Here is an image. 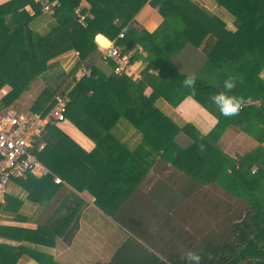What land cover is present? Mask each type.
<instances>
[{
  "label": "trees",
  "instance_id": "1",
  "mask_svg": "<svg viewBox=\"0 0 264 264\" xmlns=\"http://www.w3.org/2000/svg\"><path fill=\"white\" fill-rule=\"evenodd\" d=\"M84 1L90 6V16L85 15V10H78L81 0H48L56 25L42 34L30 27L39 14L34 0H12L0 6V87H11L1 104L10 106L35 80L46 81L49 61L67 51H78L80 62L89 66L87 61L97 57L95 37L99 34L124 49L139 46L152 51L138 84L126 76H106L95 65L90 66L89 75L76 81L67 94L65 114L100 148L112 140L109 131L118 116L127 120L141 137L139 149L132 154L137 172L141 169L139 151L149 160L141 169L142 174L157 160L163 164L145 198H119L117 189L109 185L114 175L122 173L121 168L114 170L108 162L99 167L81 166L83 152L52 125L45 130L54 141L50 140L40 151L34 149L37 159L52 175L78 190L80 177L90 176L95 168L96 178L87 183L95 205L131 235L119 245L108 264H197L189 259L190 253L200 257L199 264H264L263 150L258 147L235 160L218 146L229 127L264 143V80L260 78L264 69V0H214L233 17L234 32L213 15L205 16L199 23L191 21L172 0ZM146 4L157 8L164 17L153 33L134 27L135 16ZM26 6H31L35 14L26 12ZM207 36L211 37L210 42L204 45ZM186 46H203L204 63L196 72L182 71L173 63L174 56ZM149 69L157 71V76L149 74ZM188 76L195 77L194 88L184 86ZM228 79L234 81L232 89L225 88ZM153 81L157 85L153 94L143 96V88ZM51 83L33 102L31 112L45 115L52 108L56 91ZM221 92L240 99L236 115L221 114L212 100ZM187 97L217 119L208 135L198 134L189 125L177 127L155 106L157 99H163L176 107ZM181 133L190 140L187 146L179 142ZM120 146L117 143L116 159L112 160L117 165L129 156ZM18 180L37 198L48 184L47 178L32 176ZM130 180L134 189L135 176ZM207 185L217 187V191L209 192L211 186ZM214 204L217 212L212 215L216 219L213 222L220 221L219 231L211 233L217 227L211 228L208 213L200 214L201 226L187 227L193 218V205L202 211ZM223 205L227 209L222 212ZM77 213L72 210L52 221L46 237L40 227L33 232L0 227V235L46 246H53L59 236L70 244L78 231ZM23 254L37 264H59L42 252L0 244V264H18Z\"/></svg>",
  "mask_w": 264,
  "mask_h": 264
},
{
  "label": "crops",
  "instance_id": "2",
  "mask_svg": "<svg viewBox=\"0 0 264 264\" xmlns=\"http://www.w3.org/2000/svg\"><path fill=\"white\" fill-rule=\"evenodd\" d=\"M11 1L0 0V6L8 4ZM35 3L36 8L39 9V14L35 15L30 27L34 32L42 34L54 28L56 20L53 15L44 12L39 3ZM172 3L193 22L199 23L205 16L213 15L225 24L227 30L231 32L236 30L233 17L224 8L218 6L214 0H172ZM89 8V4L81 0L78 10H85L87 12L85 15L90 16L88 14ZM24 10L31 16L35 14L31 6H26ZM163 21L164 17L160 15L158 9L146 4L135 16L134 27L153 33L161 26ZM99 37L103 39H101L102 41L99 40L103 43V46L110 43L101 34L97 35L95 40ZM210 38V36L206 37L204 45L210 42ZM202 47L194 49L186 46L185 49H182L174 56V65L182 71L191 70L196 72L204 63ZM128 50L131 51L133 78H127L135 84H138L143 80V73L146 71L148 59L151 57L152 51L149 49L144 51L139 46H134ZM73 51L75 50L67 51L49 61V70L45 75L47 80H35L29 89L10 106L1 104V100L11 91V87L9 85L0 87V113L11 108L25 114L33 113L30 111V108L46 84L52 82L51 88L55 89V95H67L75 85V82L85 76L82 70H87L90 73L89 67L92 65H95L106 76L111 73L114 74L112 64L103 59L102 49L98 44L97 57L92 62L87 61L89 66L80 62V59L75 60ZM260 78L264 80V69L260 73ZM156 86L154 81L147 84L142 90L143 96L149 97L152 95ZM155 106L177 127L181 128L189 125L202 136L208 135L217 124V119L191 97L185 98L176 107H172L163 99H157ZM114 116L111 117L114 118ZM118 118L119 120L109 131V136H112V140L109 139L106 142L108 145L102 146L101 148L97 147L94 140L83 134L67 118L64 122L52 126L61 131V133L69 138L83 152V157L80 162L81 166L99 167L108 162L107 164L114 170L121 168L122 173L112 175V181L109 185L114 190L117 189L119 198H145L150 187L147 191H144L143 186L152 183L158 178L157 173L159 167L163 164L157 160L148 172L142 174L141 169L146 165V161L148 162L149 160L144 152L139 151L141 169L137 172V166L133 163L132 154L139 149L141 137L123 116H118ZM51 138L50 133L44 129L36 140L35 149L38 151L42 150L46 144H49L50 140H53ZM180 139L186 142V145L183 146H187L190 143L189 138L183 133L180 134ZM228 141L229 143H227ZM117 143L129 152V156L118 165L112 161L116 159L114 158V152L117 150ZM218 146L223 153L235 160L258 147H261L264 153V143L259 144L233 127H229L223 133L218 141ZM76 153L80 155V152L76 151ZM110 153L111 158L109 157ZM88 155L92 156L91 159ZM142 155L144 162H142ZM94 169L92 167L90 176H86L85 178L80 177V180L77 181L78 187L81 188L79 190L70 186L65 180L56 175L50 174L47 177L38 178L48 179V184L39 193V198L31 195L24 187L23 182L19 180L5 182L2 190L0 189V227H11L29 232L37 231L38 227H40L43 231L42 236L46 237L50 234L49 232L52 227L50 223L52 221L59 220L63 215H67L69 211L77 210L78 231L70 244H65L59 236L55 238L53 246H46L30 241L16 242L6 239L1 235L0 244H8L14 247L21 246L28 250L42 252L52 256L59 264H108L119 245L131 235L95 205V197L89 191V185L87 184L89 181H92V178H96ZM132 176H135V180H137L134 189L130 187L133 182L130 180ZM54 178H59L61 183L56 184ZM208 186L212 185H207L206 187L208 188ZM18 264L37 263L27 254H23L18 259Z\"/></svg>",
  "mask_w": 264,
  "mask_h": 264
},
{
  "label": "built area",
  "instance_id": "3",
  "mask_svg": "<svg viewBox=\"0 0 264 264\" xmlns=\"http://www.w3.org/2000/svg\"><path fill=\"white\" fill-rule=\"evenodd\" d=\"M39 3L42 10L53 15L52 5L48 0H34ZM82 19V17H80ZM123 35L120 34L121 38ZM102 49L103 59L113 64V73L116 76L133 78L131 51L118 47L110 41L108 46L96 40ZM75 60L80 59L78 51H73ZM84 77L88 76L87 70H82ZM149 74L157 75L155 70H148ZM68 97L65 94H57L49 112L21 113L15 109H8L0 113V189L9 180L25 179L32 177H47L51 173L34 154L35 143L41 132L48 125H56L66 120ZM40 148V147H38ZM42 148V147H41ZM56 184H60L59 178H54Z\"/></svg>",
  "mask_w": 264,
  "mask_h": 264
},
{
  "label": "clouds",
  "instance_id": "4",
  "mask_svg": "<svg viewBox=\"0 0 264 264\" xmlns=\"http://www.w3.org/2000/svg\"><path fill=\"white\" fill-rule=\"evenodd\" d=\"M185 87L194 88L195 86V77L188 76L183 81ZM234 87V81L228 79L225 81V88L232 89ZM212 100L219 106V110L222 115L226 117L234 116L238 113L241 107V101L238 97L234 95H226L225 93H217L212 96ZM189 259L196 261L199 264L200 257L194 253L189 254Z\"/></svg>",
  "mask_w": 264,
  "mask_h": 264
},
{
  "label": "rangeland",
  "instance_id": "5",
  "mask_svg": "<svg viewBox=\"0 0 264 264\" xmlns=\"http://www.w3.org/2000/svg\"><path fill=\"white\" fill-rule=\"evenodd\" d=\"M179 142H180L181 145H186V142L183 139L182 140L180 139ZM227 143H229V141ZM143 187H144L143 188L144 191H147L148 188L150 187V184H145ZM205 190L208 191V189H205ZM212 191L213 192H216L217 191V187L211 186L210 189H209V192H212ZM223 200H224V198H223ZM195 206H198V205H193V213L195 215L192 214L193 215V218H192V221L188 223V226H187L188 228L191 229V228H197V227L201 226L202 222H199V220L201 219V217H199L200 214H202V213H208L207 214L208 220H209L210 223H212L211 224V228L217 227V228L211 229V233L216 232V231H219L221 229V223H220V221L213 222L216 219L212 215H214L217 212L215 210V208H216V205L215 204L212 205V207L209 208L208 210L207 209H203L202 211H201V208L199 206L198 207H195ZM226 209L227 208L225 207V205L221 206L222 212H223V210H226ZM223 216H224V213H223ZM221 218H222V216L220 218H217V220L218 219H221ZM206 225H207V223H206Z\"/></svg>",
  "mask_w": 264,
  "mask_h": 264
},
{
  "label": "water",
  "instance_id": "6",
  "mask_svg": "<svg viewBox=\"0 0 264 264\" xmlns=\"http://www.w3.org/2000/svg\"><path fill=\"white\" fill-rule=\"evenodd\" d=\"M101 39H102V38H100V37H99V38H97V40H101ZM102 40H103V39H102ZM102 40H101V41H102Z\"/></svg>",
  "mask_w": 264,
  "mask_h": 264
},
{
  "label": "bare ground",
  "instance_id": "7",
  "mask_svg": "<svg viewBox=\"0 0 264 264\" xmlns=\"http://www.w3.org/2000/svg\"><path fill=\"white\" fill-rule=\"evenodd\" d=\"M106 46H108V45H106Z\"/></svg>",
  "mask_w": 264,
  "mask_h": 264
}]
</instances>
